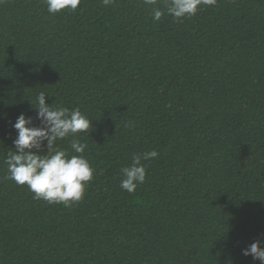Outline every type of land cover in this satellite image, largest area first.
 <instances>
[{
	"label": "trees",
	"instance_id": "obj_1",
	"mask_svg": "<svg viewBox=\"0 0 264 264\" xmlns=\"http://www.w3.org/2000/svg\"><path fill=\"white\" fill-rule=\"evenodd\" d=\"M41 91L91 121L94 179L71 207L6 179L13 125L35 118ZM152 150L146 182L121 189V169ZM258 239L264 0H218L183 22H154L144 0L54 15L45 0L0 4V264H260L242 255Z\"/></svg>",
	"mask_w": 264,
	"mask_h": 264
},
{
	"label": "clouds",
	"instance_id": "obj_2",
	"mask_svg": "<svg viewBox=\"0 0 264 264\" xmlns=\"http://www.w3.org/2000/svg\"><path fill=\"white\" fill-rule=\"evenodd\" d=\"M4 2L0 0V4ZM102 2L108 7L115 0ZM45 3L48 13L54 15L65 11L76 12L82 0H45ZM144 3L151 6L154 22H159L165 15L176 22H183L197 15L202 7H216L218 0H144ZM46 96L49 95L41 91L36 97L33 106L35 118L22 113L13 125L17 136L13 141L14 151H9L4 160L7 165L6 179L18 186H26L35 200L71 207L82 201L86 185L94 179L95 169L84 156L88 145L82 143L80 137L81 133L88 135L91 121L79 108L69 109L46 103ZM34 120L39 121V126ZM64 140L70 141L75 155H69L67 150L57 146L58 141ZM158 156L155 150L134 154L131 165L121 169V189L129 194L135 193L138 186L146 182L147 169L142 160ZM242 255L264 264V240L251 243L242 250Z\"/></svg>",
	"mask_w": 264,
	"mask_h": 264
}]
</instances>
